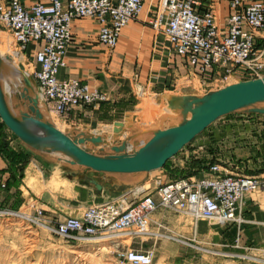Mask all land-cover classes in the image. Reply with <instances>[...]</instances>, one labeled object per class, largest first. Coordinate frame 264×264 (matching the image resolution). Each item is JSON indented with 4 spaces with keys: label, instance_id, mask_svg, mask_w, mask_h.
Here are the masks:
<instances>
[{
    "label": "built area",
    "instance_id": "1",
    "mask_svg": "<svg viewBox=\"0 0 264 264\" xmlns=\"http://www.w3.org/2000/svg\"><path fill=\"white\" fill-rule=\"evenodd\" d=\"M146 2L153 9L151 28L167 39L190 73L198 78L215 75L210 83L198 81L203 92L230 78L235 83L264 77V0H227L230 12L223 32L215 25L212 12L197 11L199 0H37L29 7L22 0H0V28L10 34L19 52L34 44L31 75L36 93L50 114L62 118L77 107L108 101L106 93L85 83L58 78L72 41V21L95 20L99 43L112 49L121 31L138 18ZM235 70L239 74L234 75ZM257 190L264 191V175L233 173L213 164L200 177L154 181L142 196L132 193L119 201L117 196L86 207L78 217L58 222L41 208L26 214L21 209L0 207V217H22L66 241L117 240L115 243L125 246L121 243L129 237L160 239L159 229L165 226L154 219L160 211L215 220L221 226H241L244 199ZM152 225L159 229L152 231ZM119 259L127 264H152L153 253L129 248L119 253Z\"/></svg>",
    "mask_w": 264,
    "mask_h": 264
},
{
    "label": "rangeland",
    "instance_id": "2",
    "mask_svg": "<svg viewBox=\"0 0 264 264\" xmlns=\"http://www.w3.org/2000/svg\"><path fill=\"white\" fill-rule=\"evenodd\" d=\"M0 51L3 56H8L13 60L16 58L15 65L31 77L33 66L21 58L22 51L19 52V48L9 33L0 34ZM170 53L180 60L181 72H173L176 66L174 62H169L171 67L166 69L165 75L157 77L158 79L152 76L150 79L152 91L163 94L205 93L198 81L203 80L210 83L215 75L204 74L200 75V78L195 77L190 73L182 58L175 55L171 49ZM5 69L1 72V82L6 91V87L11 85L13 88L14 85L21 83L9 65H6ZM234 72V75L239 74V70ZM232 83L234 81L230 78L224 83L216 84L219 87L210 90H216ZM13 94L10 97L8 94L9 100L11 97L12 101L13 98H17L16 87ZM156 98L157 100L154 99L151 91L146 92L139 82L135 83L128 111L132 112L135 120L139 122L153 121L157 114L164 111L163 103H157L159 97ZM43 108L59 130L62 132L69 130L70 127L60 120V117L50 114L44 104ZM108 125L112 128V124ZM0 137L2 143L10 145V148L17 153L27 154L30 157L35 155L45 161L23 145L1 121ZM182 160L183 165L177 168V171L170 168L171 165ZM213 164L220 165L223 169L233 173L263 176L264 117L230 115L217 120L170 159L162 169L153 172L151 178L153 184L149 183L147 189V185L143 186L142 193L145 190L150 191V188L154 186V181H171L181 177H198V175L200 177L207 173ZM35 178L33 174L32 180V176L28 173L27 185L30 187L35 185ZM20 209L23 213H31L29 207L21 206L14 210ZM243 212L245 218H249L247 220L251 223L242 226L236 224L235 226H221L215 220L199 219L196 222L188 215L160 211L155 214L154 219L161 220L165 228L159 229L152 225L150 229L152 231L159 229L162 237L160 239L144 238L145 236L141 239L129 238L130 240L121 243L126 244L125 246H119L114 242L117 240L66 241L30 224L22 217H0V264H127L119 259V253L129 248L150 250L153 253L152 264H264V191L257 190L248 193L243 203ZM100 247L104 248L103 252Z\"/></svg>",
    "mask_w": 264,
    "mask_h": 264
},
{
    "label": "water",
    "instance_id": "3",
    "mask_svg": "<svg viewBox=\"0 0 264 264\" xmlns=\"http://www.w3.org/2000/svg\"><path fill=\"white\" fill-rule=\"evenodd\" d=\"M11 61L0 56V121L29 150L71 170L79 184L101 194L105 188L126 195L150 181L195 137L217 120L230 115L264 117V77L237 82L203 94H161L164 111L150 122L129 113L112 123L111 133L71 127L59 130L39 105L33 79L22 69L17 98L9 100L1 72Z\"/></svg>",
    "mask_w": 264,
    "mask_h": 264
},
{
    "label": "crops",
    "instance_id": "4",
    "mask_svg": "<svg viewBox=\"0 0 264 264\" xmlns=\"http://www.w3.org/2000/svg\"><path fill=\"white\" fill-rule=\"evenodd\" d=\"M35 1L37 0H22V3L29 7ZM38 1L49 2V0ZM197 11L201 14L212 12L218 30L220 32L225 30L226 19L230 12L227 0H199ZM151 18H153V9L151 3L146 2L138 18L129 22L121 31L116 46L112 49L99 43L97 39L99 25L95 20L81 18L72 21V41L64 65L58 71V78L76 79L92 89L106 93L109 100L96 106L77 107L60 120L70 128L85 127L91 132L111 133V126L108 124L123 121L125 116L132 114L128 111V106L131 104L129 100L133 96L135 83L139 82L146 92L151 91L156 100V97L163 94L152 91L150 79L152 76L157 78L165 75L166 69L171 67L169 62H174L176 66L173 72H181L180 60L170 53L167 39L151 28L149 24ZM0 33L8 34L2 28ZM34 48V44H29L20 54L24 62L29 65L33 62ZM44 160L35 155L29 156L23 169L22 179L15 182L13 166L1 151L0 145V207L10 209L29 207L31 213L33 208L38 207L45 210L53 220H62L67 217H78L87 206L118 196L107 188L109 183L104 182L100 175H96V178L105 188L101 194L90 193L91 188L79 184L72 177L70 169ZM182 165L183 160L174 163L170 168L177 171ZM28 173L32 176V180L33 174L36 177L35 185L33 184L32 187L26 183ZM152 181L153 179H150V185L153 184ZM142 191L143 187L134 193L138 195ZM131 195L132 193H129L120 198ZM242 216L245 221L243 224L251 223L247 220L249 218H245L244 212ZM229 225L235 226V224Z\"/></svg>",
    "mask_w": 264,
    "mask_h": 264
},
{
    "label": "trees",
    "instance_id": "5",
    "mask_svg": "<svg viewBox=\"0 0 264 264\" xmlns=\"http://www.w3.org/2000/svg\"><path fill=\"white\" fill-rule=\"evenodd\" d=\"M1 140L0 137L1 151L5 154L6 158L9 159L11 166H13L14 181L19 182L22 179L23 169L29 156L27 154L17 153L11 149L8 144L2 143Z\"/></svg>",
    "mask_w": 264,
    "mask_h": 264
},
{
    "label": "bare ground",
    "instance_id": "6",
    "mask_svg": "<svg viewBox=\"0 0 264 264\" xmlns=\"http://www.w3.org/2000/svg\"><path fill=\"white\" fill-rule=\"evenodd\" d=\"M0 34H1V33H0ZM0 52H1V51H0ZM14 54H15V53H14ZM0 56L2 57L3 54L0 53ZM14 56L17 57V54H15ZM3 57H4V56H3ZM15 59H16V58H15ZM15 59H14V60H15ZM14 60L11 59V61L8 63V65L10 66V68H11L12 71L14 72V74H15L17 80H18L19 83H20L21 77L19 76V74H16V73H17V69H20V68H19L18 66L15 65ZM33 63H34V61L32 62V66H33ZM5 70H6V69H5ZM25 73H26V72H25ZM3 74H5V73H3ZM6 74H8V73H6ZM26 74L29 75L28 73H26ZM31 77H32V75H31ZM32 79H33V77H32ZM33 82H35L34 79H33ZM15 87H16V85H14L13 88H12L11 85H10V87H6V91H7V93L9 92L11 95H13ZM33 88H34V91L37 92V91H36V87H35L34 85H33ZM37 97H38V95H37ZM38 100H39V105H40L41 110L46 114L45 109L43 108V103L40 102L39 97H38ZM157 171H158V170H157ZM157 171H156V172H157ZM154 173H155V171H154ZM152 174H153V172L151 173V178H152V176H153ZM151 178H150V179H151ZM145 185H149V182L145 183L143 186H145ZM143 186H142V187H143ZM140 188H141V187H140ZM140 188H139V189H140ZM136 190H138V189H136ZM136 190H135V191H136ZM135 191H133V192H131V193H134ZM145 193H147L146 190H145L143 193L141 192V193L139 194V196H142V195L145 194ZM126 195H127V194H126ZM134 195H135V193H134ZM118 196H124V195H118ZM121 199H122V198L119 197L118 201L121 200ZM104 201L106 202V201H111V200L108 199V200H104ZM104 201L100 202L99 204L103 203ZM188 216H190V215H188ZM190 217H192V216H190ZM192 218L195 219L194 217H192ZM195 220L198 221L197 219H195ZM204 220H205V219H204ZM215 222H216V221H215ZM129 238H133V239H134V237H129ZM129 238H125V239L123 240V243H124L125 240H130ZM114 242H117V241H114ZM118 244H120V243H118ZM101 248H102V247H100V249H101ZM101 251L103 252V251H104V248L101 249Z\"/></svg>",
    "mask_w": 264,
    "mask_h": 264
}]
</instances>
